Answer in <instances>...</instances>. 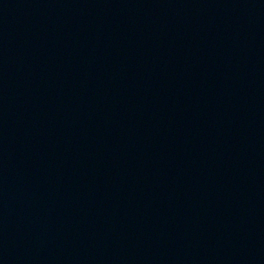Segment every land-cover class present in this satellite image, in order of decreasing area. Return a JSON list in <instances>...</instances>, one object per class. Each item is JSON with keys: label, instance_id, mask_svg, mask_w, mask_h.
I'll return each instance as SVG.
<instances>
[{"label": "water", "instance_id": "water-1", "mask_svg": "<svg viewBox=\"0 0 264 264\" xmlns=\"http://www.w3.org/2000/svg\"><path fill=\"white\" fill-rule=\"evenodd\" d=\"M0 264H264V0H0Z\"/></svg>", "mask_w": 264, "mask_h": 264}]
</instances>
